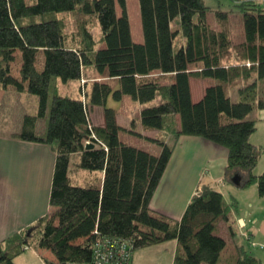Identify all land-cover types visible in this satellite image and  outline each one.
<instances>
[{
    "label": "trees",
    "instance_id": "16d2710c",
    "mask_svg": "<svg viewBox=\"0 0 264 264\" xmlns=\"http://www.w3.org/2000/svg\"><path fill=\"white\" fill-rule=\"evenodd\" d=\"M126 1L0 0V89L38 97L37 112L24 116L15 136L56 154L50 211L0 242V264H16L28 248L52 251L54 261L44 257L48 264H92L93 245L107 238L129 239L132 253L177 240L174 264H218L228 247L222 232L239 235L237 201L204 185L180 220L150 206L182 135L225 147L226 182L242 189L256 185L264 197V172L254 173L263 147L251 141L254 112L264 109V3L228 0L233 8L224 11L205 0H139L144 40L136 42ZM231 12L241 17L239 43L232 40ZM67 13L79 24L71 37L61 16ZM210 14L220 29L210 25ZM95 24L99 41L89 28ZM86 69L101 80L89 82ZM192 77L214 80L196 102ZM59 82L75 84L79 96L60 92ZM127 97L141 106L133 124L139 120L144 131L156 133L145 138L161 147L159 154L122 139L128 129L108 102ZM95 106L104 110V126L91 122ZM40 120L46 121L43 133ZM92 137L98 143L87 148ZM234 260L263 264L240 244Z\"/></svg>",
    "mask_w": 264,
    "mask_h": 264
},
{
    "label": "crops",
    "instance_id": "0c3cea01",
    "mask_svg": "<svg viewBox=\"0 0 264 264\" xmlns=\"http://www.w3.org/2000/svg\"><path fill=\"white\" fill-rule=\"evenodd\" d=\"M209 85L211 84L201 85L195 90L191 78L192 98L195 102L203 97ZM125 100H128V97ZM123 102L115 103L114 100L108 102L109 106L112 105L111 107L116 109L118 124L129 129L128 132H132L130 127L135 126V130H138L136 133L142 135L140 141L148 143L145 136L153 137L156 133L144 131L138 118L137 123L133 124V119L137 116H133L131 109H128L131 103L128 104L127 110L121 109ZM131 102L141 110L139 103L132 100ZM96 107L98 106H95L93 110ZM102 110L103 108L100 111L98 126L105 124L104 110ZM44 131L45 128H43ZM125 138H127L126 142L129 140V143H132L130 141L133 138L130 134L125 133ZM173 144H175L174 139L171 145ZM227 160L228 150L225 147L200 136H180L150 206L155 211L180 220L189 202L202 186L208 185L220 191L226 199L230 194L232 199H227V201L235 200L238 204L234 217L242 225V228L238 226L239 235L248 242L250 252L253 251L252 254L264 264V248L259 245L264 243V197L258 195V199L245 204L243 212L240 196L238 193L235 196L233 190H235L234 193L242 190L246 192L256 185L242 189L227 183L224 176ZM55 162L56 154L50 146L22 140L13 133L0 134V242L24 231L50 211L49 198ZM242 229H247V231ZM222 233L227 237L228 246L232 247V257L235 262V246L237 244L245 246V244L240 242L237 236L229 238L226 232ZM249 241H254L252 243L256 245L251 246ZM177 248V240H170L136 249L132 253L130 264H174ZM44 257L55 260L52 251L28 248L16 257L15 262L16 264H48Z\"/></svg>",
    "mask_w": 264,
    "mask_h": 264
},
{
    "label": "rangeland",
    "instance_id": "374dc122",
    "mask_svg": "<svg viewBox=\"0 0 264 264\" xmlns=\"http://www.w3.org/2000/svg\"><path fill=\"white\" fill-rule=\"evenodd\" d=\"M29 1H32V0H29ZM240 1H246V0H240ZM247 1H249V0H247ZM251 1L264 3V0H251ZM205 2H206V5L210 6L214 10H224L225 11V10H228L229 8H233V7H231V4L228 0H205ZM117 7H118V13L121 14L122 13V7H121L119 2L117 3ZM126 8H127V12H128L129 19H130L132 38L136 42H143L144 36H143V28H142V19H141L139 0H127L126 1ZM61 16L66 21V32L70 35V37H71V35L77 33V30L79 28V24H78V21L76 20V18L74 17V15L67 13V14H62ZM230 20H231V28H232V30H231L232 40L234 43H239V42L243 41V26H242L240 14L231 12ZM209 23L213 28L220 29V23L217 21L215 14L209 15ZM89 28H90V31H91L93 37L97 41H99L101 38V33H102L101 28L97 24L92 25ZM80 39H81V37L77 38L76 40L80 41ZM39 63H40L39 65H41V61ZM19 66H20V61H19V56H17L16 61L13 63L14 72H16L17 69H19ZM85 75L87 77L86 79H89V82L90 81L93 82L95 80H101L99 75L93 71L90 73V75H91L90 76L87 69H86ZM192 82H193L194 89L197 90V89H199V87L201 85L202 86L206 85V84L212 85L213 80L212 79L202 80L199 77H192ZM58 85H59L58 89L60 92H62L64 94H71L73 96H79L78 91H77L78 88L75 84L63 85L59 82ZM259 90H260L259 91L260 97H262L264 99V80L260 82ZM51 100H52V94L50 95V98H49V104L51 103ZM110 101L113 102V98H110ZM114 102L117 103V101H115V100H114ZM129 103H131V105ZM128 104L131 107L128 108ZM127 108L131 109L133 116H139V114L141 112L139 110V108L135 107V105L131 102L130 97H128V100H125L123 102V106L121 109L127 110ZM37 109H38V97L36 95L30 94L28 92H26V93L10 92V91L5 92L4 90L0 89V134H5V133L11 134V133H13V135L15 136V134H17L19 132L20 128H22L24 116L27 113L28 114H35L37 112ZM101 109L102 108L100 106H98L94 110H92V112H90V119H91L92 124H94V125L96 124L97 126L99 125L98 121L100 118ZM254 118L257 121V125H256L257 129L252 134L251 140L263 147V153L261 155V158L259 160V163H258L254 173L256 175H261L264 172V109H257L254 112ZM44 125H46L45 120H40L38 122V132H43V128H45ZM130 128L132 131L135 130V126H132ZM127 131L122 132L121 137L123 139H127V138H125V133H128V134H130L131 138H133L130 141V142H132V144L141 145L143 148L151 150L155 154L160 153L161 147L159 145L151 144L149 142H148L149 143L148 144L144 141H140L142 139L140 138V136L138 134L132 133V132H127ZM136 131H138V130L136 129L134 132H136ZM173 139H174L173 137L172 138L170 137V139H168L169 140L168 142L170 144L173 143ZM128 142H129V140H128ZM234 191L235 190H233V194L235 196L237 193H238V196H240V201L242 203L241 207H242L243 212L245 210V204L254 201V199H258V197H259L258 196L259 193L257 194L258 189L256 186L246 190V192H242V191H244V190H242L240 192L234 193ZM227 199L231 200L232 196L230 194H228ZM239 226L242 228L241 223H239ZM242 230H244V229H242ZM244 231H247V229H245ZM237 237H238V240L240 242H242L243 244H245L247 246V248L249 249L248 242L245 239H243V237L241 235H237ZM252 242H254V241H251V243ZM251 246H252V244H251ZM249 251H251V250L249 249ZM252 253H253V251H252ZM231 262H233L232 247L228 246L226 248V250L223 252V254L221 256V261L218 264H231ZM205 264H207V263H205Z\"/></svg>",
    "mask_w": 264,
    "mask_h": 264
},
{
    "label": "built area",
    "instance_id": "2783aa9c",
    "mask_svg": "<svg viewBox=\"0 0 264 264\" xmlns=\"http://www.w3.org/2000/svg\"><path fill=\"white\" fill-rule=\"evenodd\" d=\"M90 140L87 141V144ZM252 245H256L252 243ZM264 248V243L260 244ZM133 243L124 238H107L93 245L92 264H130Z\"/></svg>",
    "mask_w": 264,
    "mask_h": 264
},
{
    "label": "water",
    "instance_id": "95a60500",
    "mask_svg": "<svg viewBox=\"0 0 264 264\" xmlns=\"http://www.w3.org/2000/svg\"><path fill=\"white\" fill-rule=\"evenodd\" d=\"M90 140L91 142L87 144V148H92L96 143H98V140L95 137H92Z\"/></svg>",
    "mask_w": 264,
    "mask_h": 264
}]
</instances>
